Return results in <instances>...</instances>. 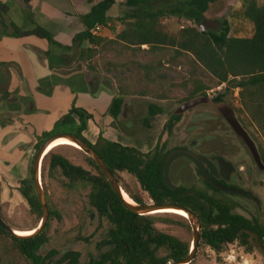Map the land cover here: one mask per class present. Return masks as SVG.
Wrapping results in <instances>:
<instances>
[{
	"label": "trees",
	"instance_id": "1",
	"mask_svg": "<svg viewBox=\"0 0 264 264\" xmlns=\"http://www.w3.org/2000/svg\"><path fill=\"white\" fill-rule=\"evenodd\" d=\"M25 1L28 5L29 0ZM86 1L91 9L78 16L84 31L74 37L73 45L81 51L80 58L85 59L88 73L114 75L119 96L112 98L108 109V115L114 122L121 117L125 97L128 96L169 100L175 90H184L186 96L178 99L184 103L208 97L212 89L223 87L214 101L231 105L244 128L247 130V120L264 138V5L257 0H242L241 7L233 16L236 20L251 24L253 34L251 37H239V30L233 32L232 24L227 19L219 22V30L201 29L207 22L206 15L211 7L223 0H126L125 6L129 11L117 20L109 16L117 0ZM9 11L8 5L0 0V39L5 36H36L64 50L53 34L31 19L30 11L22 29L11 20ZM169 18L188 21L190 25L171 33L163 23ZM98 26L109 30L111 36L105 35V31L99 36L93 35L92 31ZM143 54L144 60L141 58ZM185 65L193 70L188 71L187 77L179 79L174 75L177 72L174 68ZM0 66L9 68L6 63ZM10 97L11 94L6 93L4 100ZM235 101L238 104L235 105ZM162 112L158 105L149 104V116L156 117ZM181 118L172 115L165 125L169 135L173 134ZM92 119V115L85 110L74 107L56 122L53 130L41 135L36 152L44 141L54 135L74 134L100 155L122 189L136 204L170 203L195 213L202 225L200 244L217 254L234 243L241 244L248 252L259 250L246 232L252 231L259 235L264 246V220L259 216L249 218L239 213L237 209L242 206L206 179L205 176L212 181L215 179L213 169H206L195 161L203 186L172 187L167 180V143L158 144L151 152L143 153L135 147L110 141L101 133L93 144L85 137L88 122ZM144 125L150 126L148 119ZM74 150L83 155L91 169L76 165L63 153L52 150L43 161L42 184L47 197L44 184L47 175L51 178L55 174L61 175L72 190L90 188V206L96 212L100 226L105 222L109 225L104 241L109 249L87 264H171L190 254L193 240H184L158 228V224H167L191 232L186 218L173 213L140 216L129 211L98 165L81 150ZM259 150L264 160L263 144L259 145ZM30 171L33 174V167ZM122 173L136 179L148 200L141 194L133 193L124 184ZM19 191L33 211L43 214L33 175L21 182ZM55 217L60 218V215L50 211V219ZM48 229L49 225L38 237L24 240L9 236L1 227L0 234L12 241L16 256L23 264H50L57 252L40 254L50 241ZM79 258V253L70 252L59 263L79 264ZM17 261L12 260L11 264H18Z\"/></svg>",
	"mask_w": 264,
	"mask_h": 264
},
{
	"label": "rangeland",
	"instance_id": "2",
	"mask_svg": "<svg viewBox=\"0 0 264 264\" xmlns=\"http://www.w3.org/2000/svg\"><path fill=\"white\" fill-rule=\"evenodd\" d=\"M1 1L7 4L10 10L14 11L15 17L18 18V21H21L22 24H24L27 12L30 11L33 16H31V19L36 23V18H38L39 22L46 24L48 28L52 29V31L49 30L51 34H55L53 30L57 31L59 22L63 18L67 20L69 28L72 30L78 29V26L81 24L78 16L91 9V5H89L86 0H29L28 8L25 10L12 0ZM125 1L126 0H117V4L109 12V16L112 19H120L129 11V8L125 6ZM257 1L259 4L264 5V0ZM241 5L242 0H223L213 5L206 15L207 22L201 26V29L207 30L210 28L214 31L219 30V22L227 19L232 24L233 32L239 30V37H251L253 34V26L248 22L236 20L233 16L234 12L238 10ZM32 9L37 12V15L31 12ZM163 23L171 33H175L181 30V28L190 25L188 21L179 20L178 18L165 19ZM36 24L39 25L40 23L37 22ZM22 28L23 27L19 29ZM118 30H120V27ZM104 34L111 36L109 30L105 31ZM38 39V41L45 45L46 49L51 51L48 54L49 58H51V62L54 60V55H56L54 51L59 53L62 52L60 48L53 47L46 40L42 38ZM65 42L66 39L64 43ZM62 45L65 50H63V54H65L66 58L68 57L69 63L56 61L55 59L52 67H54L55 70L59 69L63 71V75L65 76L64 79H68L72 72L73 74L82 73V64H85V59L81 60V51L78 47L73 45V41L70 44L65 43ZM143 49H147V47H143ZM143 56L145 57V55L143 54L141 56L142 60H144ZM56 62H58V64ZM61 62L66 64L60 65ZM67 69L71 71L66 72ZM174 70L177 71L174 75L182 79L183 77H187L188 71H192L193 68L190 69L189 66L185 65L178 69L174 68ZM57 77L59 78L60 74L51 78H42L38 83V87H45L47 90L50 86H55L54 84H58V82L61 81L64 82V85L61 83L59 84L60 86H67L65 80L58 79ZM88 77L89 79H99L104 88H106L107 92L104 91L102 96L103 107H106L112 98L119 96V90L114 75L107 73H92L89 74ZM29 82L34 81L31 80ZM30 84L35 86V82ZM1 85L6 91L10 89L8 77H6V75L4 76L3 84L1 83L0 86ZM17 89H19V86ZM23 90L24 91H21L19 89L17 91L18 94L14 95L13 101L11 100L12 94L9 99L4 100L3 96L5 94H3L4 91L0 87V91L2 92H0V104L11 111L15 109L12 107L13 104H23L25 109L24 113H28L27 115H29V118L26 120L30 133L36 138H40L44 132H50L56 125L55 120L57 113L54 111V107L49 105V102L45 106L40 104V102L50 100L51 95L46 94V92L41 93L37 91L36 97L33 98L31 103V100H29V97L26 95L29 93V89ZM222 90L223 87L212 89L208 94L210 101L214 102V98H216L217 94ZM175 94L177 96L174 98ZM171 95L173 96L169 100H158L152 97H125V105L121 117L116 122H113L112 127H109L107 132L102 133L103 136L122 146L135 147L143 153L151 152L158 144L162 145L167 143L166 151L169 153L167 180L172 187L203 186V181L197 172L196 162L186 155L178 154L179 150L185 149L202 157L224 158L235 168H239V173L246 179L245 185H241L240 187L244 186V188L250 190L260 199V211L257 210V206L253 201L247 199L239 201L242 207L238 208L237 211L246 217L252 218L254 216H259L264 220V171L258 170L253 158L248 154L247 149L240 143L232 129L219 113L217 107L209 103L184 113L181 120L175 126L173 134L169 135L168 132L165 131V125L172 115H176L175 112L179 107L186 103H180L178 100L186 96L184 90H175L174 94ZM235 97H238V91H236ZM84 98L85 97H78L77 93L74 96L76 102H74L75 104L70 108H78ZM149 104H155L161 107L163 109L162 114L156 117L149 116ZM236 104H238L237 101H235V105ZM223 105L232 107L229 104ZM40 108H47L49 111L41 114L38 111ZM105 114H108V110L105 111ZM147 119L150 125L149 127L144 125V121ZM244 119L246 120V117ZM97 120L98 122L91 123V128L94 130H96V127L105 126L104 119L98 117ZM8 121L12 122V117H9ZM245 124L248 126L247 131L259 150V145H264V138L255 128L249 125L247 120ZM85 137L92 142L98 139V137H94L90 131H87ZM69 147L70 146L57 147L54 149V152H61L74 164L90 170L91 168L88 166L83 155L75 151V148L72 149L73 147ZM34 159L31 160L30 169L33 167ZM30 169L29 171H0V214L11 228L22 233H28L36 229L43 217L41 212L32 210L19 191L21 182L24 179H30L33 175ZM248 170L253 172L251 176L247 175ZM121 177L124 184L133 193L141 194L148 200L147 195L141 191L140 185L134 177L127 173H122ZM254 182L257 184L253 186L252 183ZM67 183L68 181L59 174H55L54 178L48 175L45 177L44 184L47 189L49 209L50 211H56L60 215V218L55 217L49 220L48 235L50 241L41 249L40 254L47 255L49 252L56 251L57 254L50 264H67V262L59 263V261L68 253L77 252L80 254L79 264H87L91 259L99 258L101 254L109 249L104 243L107 238L109 225L105 222L103 226H100L97 214L90 206V188L79 187L72 190L67 187ZM163 218L168 219L167 216H163ZM158 228L184 240H193V232H189L187 229L178 226H169L167 224H158ZM16 255L15 245L12 241L4 238L0 234V264H11L12 260H18V264H23L17 257L18 255ZM193 264H264V255L257 249L248 252V250L239 243L228 245L221 254H217L209 247L200 244Z\"/></svg>",
	"mask_w": 264,
	"mask_h": 264
},
{
	"label": "crops",
	"instance_id": "3",
	"mask_svg": "<svg viewBox=\"0 0 264 264\" xmlns=\"http://www.w3.org/2000/svg\"><path fill=\"white\" fill-rule=\"evenodd\" d=\"M31 12L34 15H37V12L34 9H32ZM9 16L17 27L21 28L23 26L22 22L18 21V18L15 17L16 15H14V11L10 10ZM37 22L40 23L39 25L44 29L52 31V29L48 28L46 24L39 22L38 18H36V23ZM83 31L84 27L81 24L78 26V29L72 30L68 27L67 20L63 18L59 22L57 31L53 30V33H55L53 36L60 44H70L73 41V38ZM30 37L24 36L21 38H15L5 36L0 39V63L8 64L9 69H11L10 73L12 79L9 84V93L12 94L11 100H14L13 97L15 94H18L17 91L19 89L21 91H24L23 89H29V93L26 95L29 97V100H31V103L33 98L36 97L37 91L41 93L46 92V94L48 93V95H51V99L45 102H40V104L45 106L49 102V105L54 107V111L57 113L55 120L57 122L63 115L68 113L71 109L70 107L75 104L74 102L76 101L74 96L77 94V91L75 92L74 90H71L68 85L60 86L59 84L61 83L64 85L63 81L54 84L56 87L52 86L50 92L47 91L45 87H38V83L42 78H51L57 76V74H60V77H57L58 79L65 80L63 71L59 69L55 70L54 67H52V64L54 65L55 59L56 61H63L66 63H69V60L68 57H65L63 51L61 53L54 51L56 55H54V60L51 62V58H49L48 55L51 51L46 49L45 45L38 41L39 39L37 37H32L34 39ZM65 39L66 42L64 43ZM63 62H61L60 65L66 64ZM56 63L58 64V62ZM82 65V73H76L75 75L81 74L85 75L86 78H89L88 75L90 73L86 70V64L83 63ZM70 71L71 70L69 69L66 70V72ZM72 76H74L73 72L69 77L71 78ZM79 77L81 76H78V78ZM31 80L35 82V86L30 84L34 83L29 82ZM18 86L19 89H17ZM103 94L104 92L100 91L92 97L88 92L78 93V97H85L78 108L84 109L93 117V119L88 122L87 131L92 132L94 137H98L101 133L107 132L114 122L108 114H105V111L109 109L110 102L106 107H103ZM12 107L15 108L14 111H11L0 104V171H29L31 160H33L34 156L37 154L35 147L39 138H36L30 133L26 120L29 118V115H27L28 113H24L25 109L23 104H13ZM38 111L43 114L49 110L47 108H40ZM9 117H12V122L8 121ZM98 117L104 119L105 126L96 127V130H94L91 128V123L98 122ZM90 142L93 144L95 143L92 141Z\"/></svg>",
	"mask_w": 264,
	"mask_h": 264
},
{
	"label": "water",
	"instance_id": "4",
	"mask_svg": "<svg viewBox=\"0 0 264 264\" xmlns=\"http://www.w3.org/2000/svg\"><path fill=\"white\" fill-rule=\"evenodd\" d=\"M18 5H20L24 10L28 8V5L25 0H12ZM210 99L208 97H202L197 98L191 101H188L181 105L179 109L175 112L176 115H182L185 112L195 109L201 105L208 104ZM222 109L225 111L223 113V117L227 124L232 129L233 133L236 135L240 143L247 149L248 154L253 158L256 165L260 168V170L264 171V163L262 161V157L260 155V152L258 150V147L248 131L244 128V126L239 121L234 109L227 105H222ZM60 138H68L71 140L75 145L79 147V149L86 154L88 157H90L101 169V171L106 176L107 180L111 184L114 191L120 196L122 199V202L126 209L129 211L138 214L140 216L145 215H154V214H161L160 211L168 210V209H174L178 211H183L187 214L186 219L189 221L192 232H193V242H192V248L190 254L183 260L173 262L171 264H192L197 256L198 249L200 246L201 241V231H202V225L200 218L190 210L183 208L178 205L174 204H146V205H138L136 204L132 199L133 202H128L125 200L123 193L124 190L122 189V186L118 179L113 175V173L110 171L104 160L100 157V155L87 143H85L82 139H80L78 136L74 134H57L50 138H48L46 141H44L43 145L38 150L34 162H33V181H34V187L36 191L37 198L40 202L43 217L39 224V226L32 230L33 233L31 235H19L16 230L11 228L6 221L3 219V217L0 215V227L11 237L24 240V239H30L35 238L41 235V233L45 230L47 227L49 220H50V209L47 201V196L42 184V165L43 161L45 159V156L47 155L48 148L58 139ZM213 185L224 192H235L240 194H247L245 191H241L240 189H234L230 186L222 185L221 183L214 182ZM252 198L255 200V202L258 204V207L260 209V199L256 197L254 194H251ZM248 235L251 236L252 243L259 249V251L264 255V246L262 245L260 241V237L258 234L252 232V231H246Z\"/></svg>",
	"mask_w": 264,
	"mask_h": 264
},
{
	"label": "flooded vegetation",
	"instance_id": "5",
	"mask_svg": "<svg viewBox=\"0 0 264 264\" xmlns=\"http://www.w3.org/2000/svg\"><path fill=\"white\" fill-rule=\"evenodd\" d=\"M2 64V63H0ZM3 70V71H1ZM11 69H7L4 68L2 66H0V84H3L4 81V76L7 75L8 77V81L9 84L11 82V73H10ZM8 71V72H7ZM78 76H81L78 78ZM65 83L68 85V87L71 90H74L75 92L77 91V93H90V95H92V97L94 95H96L98 92H104L106 91V88H104L102 82L98 79H93V78H86L85 75H81V74H77L74 76H72L69 79H65ZM94 85V86H93ZM1 89L4 91L3 94L9 93V90L6 91L5 89L2 88V85L0 86ZM52 90V86H50L47 91H51ZM1 92V91H0ZM107 92V91H106ZM2 93V92H1ZM48 94V93H47ZM4 97V96H3ZM211 104L213 106H216L219 113L222 115L223 117V113L225 110L222 109V105L223 104H217L215 101H209L208 104ZM84 110V109H83ZM193 110V109H192ZM189 110V111H192ZM187 111V112H189ZM186 113V112H185ZM179 116H183L179 115ZM224 118V117H223ZM230 127V126H229ZM178 154L180 155H186L187 157L193 159L194 161H196L198 164L203 165L204 168L206 169H213L215 171V179L212 181L210 179V177L205 176L207 180L211 181L212 184L214 182H218L221 183L222 185L225 186H230L234 189H240L241 191H245L247 192V194H240V193H235V192H226L232 199H234L236 202H238L240 205L241 203L239 202L242 199H247L250 201H253L256 206H257V210H259L258 204L255 202V200L252 198L251 194L252 193L250 190H247L246 188L240 187L241 185H245L246 183V179L244 177H242V175L239 173L240 169L239 168H235L229 161H226L224 158L222 157H202L198 154H194L191 153L188 150H179ZM263 163L264 160L262 159ZM196 163V164H197ZM256 164V163H255ZM257 166V165H256ZM258 167V166H257ZM258 170H260V168L258 167ZM211 171V170H209ZM262 171V170H260ZM253 174V172L251 170H248V176H251ZM257 183H252V185H256ZM260 204V202H259ZM242 206V205H241Z\"/></svg>",
	"mask_w": 264,
	"mask_h": 264
},
{
	"label": "bare ground",
	"instance_id": "6",
	"mask_svg": "<svg viewBox=\"0 0 264 264\" xmlns=\"http://www.w3.org/2000/svg\"><path fill=\"white\" fill-rule=\"evenodd\" d=\"M61 146H70V147H74L76 149H79V147L77 145H75L71 140H69L68 138H60L58 140H56L47 150V154L49 152H51L52 150H54L57 147H61ZM80 150V149H79ZM123 196L125 198L126 201L128 202H133L131 200V198L129 197V195L124 191ZM160 213H173V214H177L180 215L184 218L187 217V214L183 211H178V210H174V209H168V210H163L160 211ZM19 235L25 236V235H31L33 233V231L31 230L28 233H22V232H17Z\"/></svg>",
	"mask_w": 264,
	"mask_h": 264
},
{
	"label": "built area",
	"instance_id": "7",
	"mask_svg": "<svg viewBox=\"0 0 264 264\" xmlns=\"http://www.w3.org/2000/svg\"><path fill=\"white\" fill-rule=\"evenodd\" d=\"M104 31H105L104 27L98 26L92 31V33L93 35L99 36L102 33H104Z\"/></svg>",
	"mask_w": 264,
	"mask_h": 264
}]
</instances>
